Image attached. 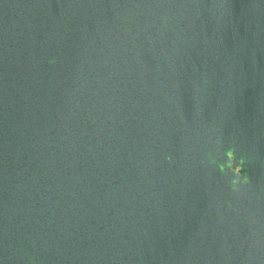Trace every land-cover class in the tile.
<instances>
[{"label": "water", "instance_id": "obj_1", "mask_svg": "<svg viewBox=\"0 0 264 264\" xmlns=\"http://www.w3.org/2000/svg\"><path fill=\"white\" fill-rule=\"evenodd\" d=\"M0 264H264V0H0Z\"/></svg>", "mask_w": 264, "mask_h": 264}]
</instances>
